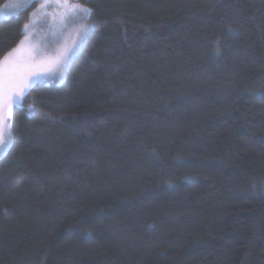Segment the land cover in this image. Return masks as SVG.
Here are the masks:
<instances>
[{
    "label": "trees",
    "instance_id": "16d2710c",
    "mask_svg": "<svg viewBox=\"0 0 264 264\" xmlns=\"http://www.w3.org/2000/svg\"><path fill=\"white\" fill-rule=\"evenodd\" d=\"M79 2L97 26L13 112L0 264H264V0Z\"/></svg>",
    "mask_w": 264,
    "mask_h": 264
},
{
    "label": "rangeland",
    "instance_id": "374dc122",
    "mask_svg": "<svg viewBox=\"0 0 264 264\" xmlns=\"http://www.w3.org/2000/svg\"><path fill=\"white\" fill-rule=\"evenodd\" d=\"M19 0H7L0 7V21L16 17L24 11L30 10L28 28L24 29V43L20 44L8 53L0 62L5 67L10 63L15 64L18 71V78L30 85L27 93L20 96V104L29 94L31 89L38 84L49 82L53 79L62 80L71 61L78 55L83 48H79L70 59L67 67L63 70V76H60V62L65 53L75 50L79 42V32L82 23L92 24L90 17L86 21L80 20L83 13L76 5L87 7L79 0H68L64 3L44 4V0H26L23 8L13 9V5ZM43 5V6H42ZM89 35V34H88ZM8 58L7 60L5 58ZM39 76V79L36 77ZM19 105L11 103V117L15 107ZM9 130L4 128L5 138L8 137ZM12 135V133H11ZM4 155V154H3ZM3 155H0L2 157Z\"/></svg>",
    "mask_w": 264,
    "mask_h": 264
},
{
    "label": "snow or ice",
    "instance_id": "6c2138e0",
    "mask_svg": "<svg viewBox=\"0 0 264 264\" xmlns=\"http://www.w3.org/2000/svg\"><path fill=\"white\" fill-rule=\"evenodd\" d=\"M49 3H64L67 4L68 0H44V4ZM26 5V0H19V2L15 3L12 7L13 9L23 8ZM43 6V5H42ZM83 13V16L80 17V20L86 21L92 14V9L89 7H83L80 5H76ZM95 24H87L82 23L79 32V42L75 46V50L70 53H65L62 57V61L60 62V76H63V70L67 67V64L70 62V59L73 55L79 51V48L83 46L86 41L88 34L96 27ZM28 25H24V29L26 30ZM24 42L21 41V44ZM16 49L13 50L15 52ZM12 54L10 53L9 56ZM8 59L7 57L5 58ZM40 77L37 76L36 79ZM30 85L23 83L18 78V71L15 64L10 63L7 67L0 62V155L5 154L12 144V136H11V108L10 104L14 103L19 106L20 104V96L27 93ZM29 110H32V105H29ZM7 126L9 130L8 137L5 138L4 128Z\"/></svg>",
    "mask_w": 264,
    "mask_h": 264
}]
</instances>
